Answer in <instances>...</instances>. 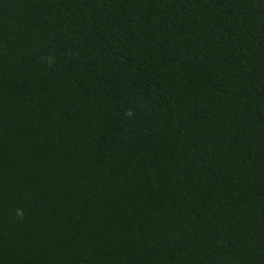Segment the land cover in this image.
Segmentation results:
<instances>
[{"label": "trees", "instance_id": "16d2710c", "mask_svg": "<svg viewBox=\"0 0 264 264\" xmlns=\"http://www.w3.org/2000/svg\"><path fill=\"white\" fill-rule=\"evenodd\" d=\"M0 264H264V0H0Z\"/></svg>", "mask_w": 264, "mask_h": 264}, {"label": "clouds", "instance_id": "9594fccd", "mask_svg": "<svg viewBox=\"0 0 264 264\" xmlns=\"http://www.w3.org/2000/svg\"><path fill=\"white\" fill-rule=\"evenodd\" d=\"M129 114H130V113H129ZM17 215H21V213L18 212Z\"/></svg>", "mask_w": 264, "mask_h": 264}]
</instances>
